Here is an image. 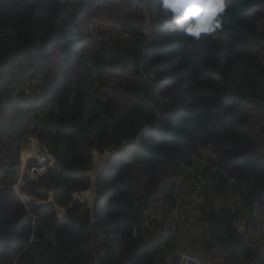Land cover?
<instances>
[{"label":"trees","instance_id":"16d2710c","mask_svg":"<svg viewBox=\"0 0 264 264\" xmlns=\"http://www.w3.org/2000/svg\"><path fill=\"white\" fill-rule=\"evenodd\" d=\"M122 1L94 36L85 0H0V264H264V0H229V34L198 42L165 32L157 0ZM11 81L32 91L13 101ZM27 135L55 156L19 187L41 202L13 189ZM90 187L91 205L74 197Z\"/></svg>","mask_w":264,"mask_h":264},{"label":"clouds","instance_id":"9594fccd","mask_svg":"<svg viewBox=\"0 0 264 264\" xmlns=\"http://www.w3.org/2000/svg\"><path fill=\"white\" fill-rule=\"evenodd\" d=\"M160 24L172 36L198 42L223 31L229 0H157Z\"/></svg>","mask_w":264,"mask_h":264},{"label":"rangeland","instance_id":"374dc122","mask_svg":"<svg viewBox=\"0 0 264 264\" xmlns=\"http://www.w3.org/2000/svg\"><path fill=\"white\" fill-rule=\"evenodd\" d=\"M89 2H90V4H88ZM124 4L125 3L122 0H118L113 5L108 6L106 9H100L98 11V10H95V8H94V1L85 0V6H87L89 8V10L87 8V16H88V20H89V31H91V33L94 36H97L98 34L101 33L100 31H106V30H108L107 28H112L113 26H111L110 23L112 22V18H115L116 15H118V17H119L118 20H117L116 26L118 27L119 24L121 25L123 23V21L121 20V12L120 11H122L121 10L122 7L125 6ZM104 19H107V20H104ZM119 19L121 21H119ZM119 28H120V26H119ZM122 29L123 28L121 27L120 33L122 32ZM143 29H144V31H147L148 30V25L146 24L145 26H143ZM1 71L2 70H0V73H1ZM6 71H9V70H6ZM8 78H9V75L7 73L4 72V73L0 74V82L3 81L4 83L5 82L7 83ZM7 111L8 112H13V111H15V109L14 108H10V110L8 109ZM26 137H27V141L23 142L19 146V162H18V164L16 166L17 167L16 180L17 179L19 180L18 174H19V170L20 169H23V171H22L23 173H22L20 181L19 182L16 181V183L14 182V184H13L14 188L13 189H15V192L17 193V195L23 201L30 200V199H35V201L41 202V199L34 198L32 196L31 197L30 196L29 197H24L22 195V193L20 192V190H19V187L21 185L20 182L23 183L24 178L30 176L29 173H28L29 169H30L29 167L32 166V164L34 163L30 158H28L29 159L28 163H26V165L23 166L24 162L22 160V156L25 157V155H23V154H27L28 151L30 150V147L33 146V141L34 142L36 141L30 135H27ZM2 139H5V138H4L3 135H0V155H2L3 152H4ZM37 142H39V141L37 140ZM104 150H105V152H103V155H97V153H96L97 150H95V149L92 151V154H93L92 165L90 166L89 170H87V172H86L88 175L91 174V173L93 175L95 172H97V170L99 168L102 167L104 161L106 160V157L111 152L110 147H106ZM98 153H100V152H98ZM96 157H97V160H101L100 163H98L96 161ZM51 163H52L51 161H48V165H51ZM38 176H39V174H34V175L31 174L30 177L35 178V177H38ZM93 194H94L93 187H90L84 194H83V192L78 194V198L80 200H81V198L85 199L86 200L85 201L86 205L87 204L91 205L92 204V200H93L92 198H94ZM47 200H52V196H51L50 192H49V196H48ZM194 203H196V201L193 199V201L191 203L189 202V205L193 208V206H195ZM56 210L60 214V213L63 212V207H60V206L57 205L56 206ZM184 214L185 213H183V216H184ZM179 215H182V213H179ZM183 216H181V218ZM240 222L241 221L238 219L235 224H236V227L238 225L239 228L242 229L241 228L242 226H240L241 225ZM194 229H195V225L193 223H186V224L184 223V226L180 227V230H183V232H184L183 235L187 236V238H191L194 235V232H195ZM261 229H262V226H261ZM188 247L190 248V245H188Z\"/></svg>","mask_w":264,"mask_h":264},{"label":"built area","instance_id":"2783aa9c","mask_svg":"<svg viewBox=\"0 0 264 264\" xmlns=\"http://www.w3.org/2000/svg\"><path fill=\"white\" fill-rule=\"evenodd\" d=\"M9 90L12 92L13 101H15L17 99L19 93H29L30 91H32V85L29 82H25L24 84L18 86V85H16L15 82L11 81V84L9 86ZM24 125L26 126V128L30 129L33 126V121H31L29 118H26L24 120ZM32 138H34L36 141L35 142L33 141V146L30 147V150L28 151V153L25 154V158H27V159L30 158L34 162L32 164V166L29 167L30 169H29L28 173L30 176H31V172H30L31 167H37L38 169L42 168L43 169L42 172H43L46 169V167L48 166V162H47L48 158L45 155L44 150L41 148V144L39 142H37V139L35 138V136H32ZM99 169L97 170V172L99 171ZM97 172H95L93 175H92V173L89 174L91 180L94 178V176L96 175ZM186 185H187V182L185 181V179L182 176H178L176 178V186L174 187L175 195L178 197L182 196L183 195V189L185 188ZM199 190H200V187L197 186L195 189H193L192 191L189 192V197H191L193 199H197L199 197ZM86 191H84L83 194ZM73 195H74V197L75 196L78 197L77 192H74ZM81 200H85V199L81 198ZM156 205H157V207H156L157 210L155 213V217L157 219H162L163 215H162L161 206L163 204L159 201ZM174 210H176V209H174ZM239 220L241 221L240 226H242L241 227L242 229H240L238 225H237V228L239 230H244L246 228L245 218H241ZM261 220H262L261 214L260 213L256 214L255 219L251 225V227H252L254 224V228H255V226H256V228L251 233V236H252L253 241H255L257 244L264 245V236H263L262 230L260 229ZM165 255L167 258H171L172 256L179 255L180 258L178 260V264H187V261L190 259L195 261L197 264L199 263V260H197L196 258H192V257L188 256L182 250H171L170 252H166ZM211 264H227V261L224 260L222 257H216V259Z\"/></svg>","mask_w":264,"mask_h":264},{"label":"water","instance_id":"95a60500","mask_svg":"<svg viewBox=\"0 0 264 264\" xmlns=\"http://www.w3.org/2000/svg\"><path fill=\"white\" fill-rule=\"evenodd\" d=\"M221 36H224V35H228V31L227 30H223L221 31ZM41 148L44 150V153L45 155L47 156L48 160L53 162L55 160V156L49 152L48 148L45 146V145H42L41 144ZM42 168L41 169H38L37 167H31V174L34 175V174H40L42 173ZM50 193H52V191H50Z\"/></svg>","mask_w":264,"mask_h":264},{"label":"bare ground","instance_id":"6f19581e","mask_svg":"<svg viewBox=\"0 0 264 264\" xmlns=\"http://www.w3.org/2000/svg\"><path fill=\"white\" fill-rule=\"evenodd\" d=\"M104 152H105V151H104ZM22 154H23V153H22ZM23 155H25V154H23ZM101 155H103V153H102ZM22 160H23V162H24L23 166H25L26 163H28V161H29V159H27V158H25V157H23V156H22ZM96 161H97L98 163L101 162V160H97V157H96ZM22 171H23V169H20V170H19V174H18V178H19V180L17 179V180H16L17 182H19L20 179H21V176H22V173H23Z\"/></svg>","mask_w":264,"mask_h":264},{"label":"crops","instance_id":"0c3cea01","mask_svg":"<svg viewBox=\"0 0 264 264\" xmlns=\"http://www.w3.org/2000/svg\"><path fill=\"white\" fill-rule=\"evenodd\" d=\"M25 179V178H24ZM22 184V182H20ZM93 197H94V194H93ZM93 199V198H92ZM93 201V200H92Z\"/></svg>","mask_w":264,"mask_h":264}]
</instances>
